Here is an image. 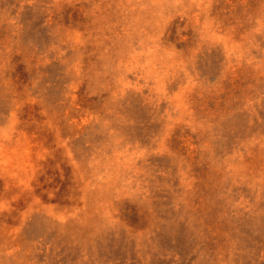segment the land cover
I'll use <instances>...</instances> for the list:
<instances>
[{
	"label": "rangeland",
	"instance_id": "rangeland-1",
	"mask_svg": "<svg viewBox=\"0 0 264 264\" xmlns=\"http://www.w3.org/2000/svg\"><path fill=\"white\" fill-rule=\"evenodd\" d=\"M0 264H264V0H0Z\"/></svg>",
	"mask_w": 264,
	"mask_h": 264
}]
</instances>
